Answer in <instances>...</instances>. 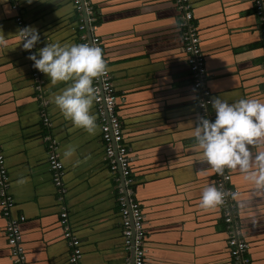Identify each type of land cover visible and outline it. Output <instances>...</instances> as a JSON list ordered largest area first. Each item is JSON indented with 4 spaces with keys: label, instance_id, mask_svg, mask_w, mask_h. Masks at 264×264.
<instances>
[{
    "label": "crops",
    "instance_id": "1",
    "mask_svg": "<svg viewBox=\"0 0 264 264\" xmlns=\"http://www.w3.org/2000/svg\"><path fill=\"white\" fill-rule=\"evenodd\" d=\"M17 7L13 9L12 3ZM208 71L212 96L232 103L264 102V47L261 20L252 0H190ZM118 96L117 113L134 178L132 199L144 215L145 264H231L220 205L202 209V190L214 185V172L193 145L199 109L192 86L173 0H90ZM0 5V150L14 201L10 216H23L19 229L24 264H69L71 239L80 241L79 264H130L123 243L117 197L120 171L109 169L94 103V134L74 128L51 97L65 86L50 85L41 72L33 80L31 60L15 35V17L35 26L37 48L46 43L81 44L70 0H8ZM38 86V87H37ZM47 101L51 124L41 125ZM212 109V107H211ZM213 110V109H212ZM214 112V110H213ZM215 115V113H214ZM56 142L63 163L59 191L46 159V136ZM75 152L70 160L63 153ZM262 150V149H256ZM235 188L231 202L252 264H264V190L237 169H226ZM23 179L24 183H17ZM215 186V185H214ZM67 213L65 225L60 212ZM7 218L0 209V264H13L7 244Z\"/></svg>",
    "mask_w": 264,
    "mask_h": 264
},
{
    "label": "built area",
    "instance_id": "2",
    "mask_svg": "<svg viewBox=\"0 0 264 264\" xmlns=\"http://www.w3.org/2000/svg\"><path fill=\"white\" fill-rule=\"evenodd\" d=\"M77 17L76 29L79 32L81 43H88L92 46L99 47L102 51V43L99 36L94 33L95 16L90 4V0H70ZM178 9V27L183 51L186 55V63L191 76L192 86L197 92L196 105L199 109V115H206L207 118L214 119L215 115L211 109L210 98L211 90L207 85L208 71L205 57L200 46V36L198 28L193 20V13L190 0H173ZM253 8L261 20L260 41L264 47V0H252ZM11 7L16 9L15 2ZM16 24L19 28L24 27L20 16L15 17ZM35 52V47L26 51ZM102 58L106 59L102 52ZM32 78L40 85L41 72L33 67L31 62ZM38 87V86H37ZM96 97L94 100V109L97 121L100 126V137L104 145V153L110 170L120 171L123 179V187L120 189L117 201L119 206L123 243L126 248L132 251V264H145L146 248L144 247V215L137 201L132 199L134 193V178L129 165V156L126 145L123 142L122 128L117 113V100L115 88L112 83V77L109 70L93 81ZM41 125L45 128L50 127L51 121L47 113V101L41 102ZM1 126V125H0ZM46 146V159L51 174L53 184L64 191L62 186L63 163L56 151V142L48 134ZM230 173L226 169L223 174L214 172V185L225 191L226 195L220 209L223 221L226 226L227 246L231 264H252L248 254L249 244L241 236L240 229L235 221L236 209L231 202V196L235 193V188L230 184ZM9 175L5 165L4 156L0 150V209L3 217L7 218V244L9 245L10 254L12 255L13 264H24L25 255L22 246V238L19 229L20 221L24 220L23 216L13 217L10 212L14 207V201L9 193ZM61 223L65 225L67 213L65 209L60 212ZM65 236L71 239L72 251L68 257L69 264H79L81 258L80 241L74 238L65 228Z\"/></svg>",
    "mask_w": 264,
    "mask_h": 264
},
{
    "label": "clouds",
    "instance_id": "3",
    "mask_svg": "<svg viewBox=\"0 0 264 264\" xmlns=\"http://www.w3.org/2000/svg\"><path fill=\"white\" fill-rule=\"evenodd\" d=\"M31 4L33 0H24ZM8 0H0L5 14H11ZM18 43L24 51L40 42L35 26L18 28ZM6 47L0 41V48ZM33 67L44 73L50 85L64 82L65 86L51 97L65 120L74 128L94 134L97 125L91 108L96 97L93 81L105 73L106 65L99 47L88 43H46L29 52ZM214 119L197 115L194 123V147L213 172L220 175L225 169H237L257 190H264V102L254 98H242L229 103L218 96L210 98ZM262 149V150H256ZM74 148H67L63 156L70 160ZM17 183H24L23 179ZM225 191L214 185L206 186L199 205L211 209L223 203Z\"/></svg>",
    "mask_w": 264,
    "mask_h": 264
},
{
    "label": "water",
    "instance_id": "4",
    "mask_svg": "<svg viewBox=\"0 0 264 264\" xmlns=\"http://www.w3.org/2000/svg\"><path fill=\"white\" fill-rule=\"evenodd\" d=\"M130 264H132V258H131Z\"/></svg>",
    "mask_w": 264,
    "mask_h": 264
}]
</instances>
